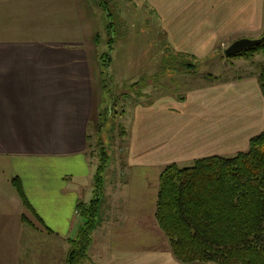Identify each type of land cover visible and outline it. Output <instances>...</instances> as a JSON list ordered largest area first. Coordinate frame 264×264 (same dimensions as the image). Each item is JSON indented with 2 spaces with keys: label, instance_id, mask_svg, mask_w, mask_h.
<instances>
[{
  "label": "crops",
  "instance_id": "crops-1",
  "mask_svg": "<svg viewBox=\"0 0 264 264\" xmlns=\"http://www.w3.org/2000/svg\"><path fill=\"white\" fill-rule=\"evenodd\" d=\"M133 1L154 12L172 53L197 60L264 32V0ZM95 15L88 0H0V264H65L83 220L77 204L92 198L102 89ZM124 128L121 180L110 182L118 198L97 217L86 262L220 264L174 257L155 217L158 178L167 164L248 148L264 131L256 74L137 102Z\"/></svg>",
  "mask_w": 264,
  "mask_h": 264
},
{
  "label": "trees",
  "instance_id": "trees-1",
  "mask_svg": "<svg viewBox=\"0 0 264 264\" xmlns=\"http://www.w3.org/2000/svg\"><path fill=\"white\" fill-rule=\"evenodd\" d=\"M255 52L263 55L257 79L264 96V40L235 56L249 58ZM100 56L103 73L109 57L108 53L105 60ZM103 169L98 163L92 198L77 204L83 220L76 235L68 238L65 264H82L89 258L91 232L98 222ZM12 181L19 190L16 178ZM155 217L179 261L264 264V131L250 138L246 150L231 156L203 157L190 166L165 165L158 178Z\"/></svg>",
  "mask_w": 264,
  "mask_h": 264
},
{
  "label": "rangeland",
  "instance_id": "rangeland-1",
  "mask_svg": "<svg viewBox=\"0 0 264 264\" xmlns=\"http://www.w3.org/2000/svg\"><path fill=\"white\" fill-rule=\"evenodd\" d=\"M88 2L94 7L98 24L94 49L102 55V59H106L105 53L109 57L99 79L102 85L100 118L91 131L92 156L97 164L102 163L104 166L98 217L105 214L103 212L106 209L111 210L108 200L115 206L113 202L118 198L117 184L113 188L110 182L121 180L118 170L123 162L124 126L132 116L133 106L137 102H147L166 93L180 95L188 89L214 81H227L247 74L257 76L263 55L255 52L249 58L224 56L223 49L232 42L231 39L223 46L216 44L217 53L207 59L197 60L174 54L164 43V34L160 31L153 11L148 12L133 0ZM100 55L96 57L99 64L102 63ZM99 123L102 126L97 127ZM112 188L114 194L107 199L109 193L105 194V190ZM73 232L77 233L75 230Z\"/></svg>",
  "mask_w": 264,
  "mask_h": 264
},
{
  "label": "water",
  "instance_id": "water-1",
  "mask_svg": "<svg viewBox=\"0 0 264 264\" xmlns=\"http://www.w3.org/2000/svg\"><path fill=\"white\" fill-rule=\"evenodd\" d=\"M264 40V34L256 38L240 37L233 40L228 46L223 49V54L225 56H232L239 53L246 47H251L259 44Z\"/></svg>",
  "mask_w": 264,
  "mask_h": 264
}]
</instances>
